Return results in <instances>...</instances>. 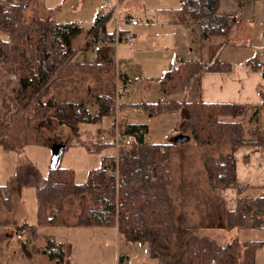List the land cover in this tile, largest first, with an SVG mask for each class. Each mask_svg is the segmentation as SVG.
<instances>
[{"label": "trees", "instance_id": "1", "mask_svg": "<svg viewBox=\"0 0 264 264\" xmlns=\"http://www.w3.org/2000/svg\"><path fill=\"white\" fill-rule=\"evenodd\" d=\"M219 1L180 0L177 21L194 24L198 56L173 60L155 79L168 99H141L125 105L150 116L177 114L181 127L189 130L196 146L213 147L227 142L229 151L207 154L202 164L212 192L236 188L240 194L243 188L236 181L233 152L250 144L260 146L264 153V88H259L261 102L254 106L206 103L200 99L201 74L229 71L231 67L230 62L220 58L219 52L229 43L239 20L220 13ZM27 7L23 0H0V30L8 34V39H0V76L6 75L0 82L6 86L12 83V97L3 100L5 109L0 115V146L6 151L23 150L29 143L49 145L40 133L42 123L66 126L73 136L79 137L80 125L98 123L112 114L117 98L130 82L129 76L117 71L115 62L106 55L91 64L73 62L76 50L72 40L83 28L76 22H56L54 8L34 7L27 15ZM109 17L110 14H97L88 33L105 31ZM100 37L111 42L114 33ZM250 63L264 75V59L255 57ZM11 75L15 76L14 82L9 80ZM89 104L96 106L94 112ZM245 119L253 127L245 129ZM123 127V132L131 137V144L119 149L117 172L111 167H95L78 184L71 168L57 164L47 177L40 178L33 166L24 184L36 189L37 225L23 222L16 226V231L25 229L35 236L38 226L65 225L61 218L62 201L74 195L81 201L77 226L114 227L127 241L147 243L148 254L158 260L157 264H255L256 253L264 241L232 239L221 243L191 231L186 232L177 256L167 258L164 245L172 244L176 230L177 206L169 193L172 176L167 168L175 142H145L148 133L145 122L127 121ZM69 143L64 142L63 149ZM107 147L108 144L100 142L92 145L98 152ZM0 207L7 211L12 207L7 185L0 187ZM263 212L264 196L252 199L238 196L237 207L225 213L223 225L227 229L259 228ZM13 222L0 218V225ZM45 238V245L36 252L46 254L54 264H71L70 244L48 235ZM6 239L0 231V246ZM27 239L21 242L26 253ZM117 264L131 263L122 255Z\"/></svg>", "mask_w": 264, "mask_h": 264}, {"label": "rangeland", "instance_id": "2", "mask_svg": "<svg viewBox=\"0 0 264 264\" xmlns=\"http://www.w3.org/2000/svg\"><path fill=\"white\" fill-rule=\"evenodd\" d=\"M28 7L26 14L32 12L36 7L40 10L43 3L47 8H54L53 18L56 22H76L83 31L72 40V46L77 50L72 61L80 64L95 63L101 56V52L93 50V41L87 39L88 29L93 25L97 13L106 12L109 8L106 0H23ZM180 0H123L118 11L119 23H127L132 18L124 16V13H133L139 21L137 28L131 29L137 36L141 37L134 47H130L124 41L110 42L103 45V53L113 59L117 71L125 72L130 76V82L125 92L117 98L115 108L111 115L103 117L95 124L80 125V135L75 137L66 126L42 123L40 133L44 141L49 145H38L29 143L23 150H4L0 146V187L6 186L11 197V210L7 211L0 207V218L11 219L15 222L9 225H0L7 239L0 246V264H54L46 254L36 252V249L45 245V236L48 235L56 241L69 243L71 246V264H117L119 256L126 255L131 264H157L158 260L148 254V244L127 241L115 229H101L104 227L77 228L76 221L81 209V201L74 195H68L62 201V220L66 227L53 228L40 227L37 234L33 236L30 231L20 230L25 233L21 238L17 237L16 226L26 222L36 226L37 223V195L33 186H25L24 182L31 168L34 166L40 178L48 176L50 171V160L55 154L58 156L60 167L71 168L74 171L76 183H83L90 169L103 165L106 155L112 152L110 148L96 151L92 148L93 143L99 142L102 132L118 123L123 130L127 121L145 122L148 125L147 138L153 143L175 142L178 134L190 136V132L180 125L177 114H161L150 116L139 113L125 104L136 103L140 98L149 101L168 99L161 91L160 84L156 78L160 77L169 63L174 58V45L172 42L179 41L185 30L174 24L152 23L143 14L144 10L157 11L166 9L168 13L177 11ZM142 8V10H140ZM264 0H220L218 11L220 13L235 16L242 20L239 32L240 36L250 38L248 47L238 46V42L228 44L221 48L220 58L226 62L242 57L260 56L264 53V41L260 39L264 33ZM125 21V22H124ZM119 24V27H120ZM116 26V14H112L105 23V31L113 33ZM155 27V28H154ZM185 26L183 25V28ZM134 30V31H133ZM181 31V32H180ZM145 35V36H144ZM0 39H8L7 32L0 30ZM171 39H173L171 41ZM218 39L219 38H215ZM243 43V42H242ZM245 44V43H243ZM198 44L194 47L197 48ZM196 56L191 58H196ZM190 59V58H185ZM226 59V60H225ZM148 78V79H147ZM6 75L0 76L2 82ZM14 82L15 76L9 77ZM0 86V115L4 112L3 100H8L11 95V84ZM9 103V102H8ZM12 107V105H11ZM90 110L94 112L95 105L89 104ZM129 108V109H127ZM1 119V117H0ZM232 119V118H225ZM245 129L253 127L246 119ZM264 127V120H262ZM248 135V134H246ZM80 141V144H72ZM70 142L63 149V143ZM227 142L219 146L199 147L194 140L184 143L175 142L173 153L167 163L171 172L172 182L169 193L177 205L178 201L185 202L186 212L193 214L196 219L197 213L201 215L200 203L206 204L208 197H216L219 190L212 192L204 170L202 159L207 154L217 155L220 152L229 151ZM62 152V153H61ZM184 167V168H182ZM182 169V173H181ZM185 177V178H184ZM183 182V184H182ZM184 188V190L182 189ZM199 203V205H198ZM207 206V204H206ZM197 207L198 211H194ZM177 208V207H176ZM200 208V209H199ZM207 209V207H206ZM189 210H193L189 213ZM48 213H53V208H48ZM189 216V215H188ZM176 230L171 245H164L166 256L173 259L177 256L183 245V239L187 234L176 218ZM61 227V226H60ZM233 231H225L217 238L219 242L225 243L232 239ZM191 233L205 234L202 231L192 230ZM31 234V235H30ZM28 253L21 249V242L28 240ZM254 239L249 234L242 236L241 240ZM238 240V238H237ZM240 240V241H241Z\"/></svg>", "mask_w": 264, "mask_h": 264}, {"label": "crops", "instance_id": "3", "mask_svg": "<svg viewBox=\"0 0 264 264\" xmlns=\"http://www.w3.org/2000/svg\"><path fill=\"white\" fill-rule=\"evenodd\" d=\"M43 5L45 4L43 3ZM106 5L109 8L106 10V12L100 14H106V15L110 14L111 16L114 13L111 10V7L107 3ZM140 10H142V8H140ZM259 11L262 15H264L263 11H261L260 9ZM97 14H99V12ZM143 14H145L146 18L149 20L155 19L152 23L155 24L167 23L169 25L172 23L174 25L180 26L182 29L185 30V33L184 34L182 33V37L179 41L172 42V44L174 45L173 60H176L178 58H187V57L191 58L196 56L197 53H199L197 48L194 47L195 45H197L195 40L196 28L194 24L189 22L177 21L178 15L176 14V12L173 11L168 13L166 9H161L157 11L144 10ZM124 16H130L136 19V15L135 14L133 15V13L127 12L124 13ZM118 17L119 15L117 16V19ZM237 19L239 21L232 30L228 44L238 42L237 43L239 44L238 46L248 47L250 46L249 45L250 43L248 41L250 40V38L249 37L244 38L240 36L239 28H240V24L242 23V20H240V18ZM183 25L185 26L184 28ZM138 26H139L138 20L136 25H131L128 21L127 23L121 22L120 29L122 32L133 33L131 29L137 28ZM104 29H105V25H104ZM103 34L105 35L108 33L106 31H103V29H100L98 32L90 33V34L88 33L86 35V38L91 39L93 43L96 41L102 42L103 45L110 43L104 41V39L100 37ZM133 34L135 35V43L132 47H134L136 42L141 38L137 36L135 32ZM172 40L173 39H171V41ZM111 42H115L117 45L118 41L116 42L115 40H113ZM242 42L245 44H243ZM103 50L104 49L102 48L101 56L106 55L105 53H103L104 52ZM75 54H77V50ZM106 56L109 59H112L108 55ZM100 58L96 60V62H98ZM254 58L255 56L253 58L252 56L251 57L247 56V57H242L240 59L230 60L229 62L231 63V67L229 71H215V72L202 73L200 79V99L206 103H231V104H241L247 106H254L259 104L261 102L259 88H264V75L260 70L254 69L252 64L250 63L252 60H254ZM256 58L263 60L264 53L261 54L260 56L256 55ZM141 99L143 98H140L139 100ZM132 108L134 109V107ZM135 110L140 113L138 109ZM233 158L235 162L236 181L238 185L243 188L240 191V194L238 193L236 188H225L219 192L218 195L219 197H208V200H206L207 206L203 202L202 204L200 203V207L202 209L201 215L197 213L198 212L196 211L197 207H194V211L189 210V213H191L192 211L197 213L196 219L192 217L193 215L192 213L190 216V214L186 212L187 211L185 207L186 200L185 202L178 201L176 205L177 208H176L175 218L178 224L182 226L184 232L185 231L189 232L198 229L199 231L204 232L205 235L218 240L217 238H219L222 235V233H224L225 231H233L232 239L238 238V240H241L242 236H247L249 234L250 236H253L254 239H248V240L264 241V219L262 218H261L262 226L259 228L227 229L223 225L225 213L228 211H233L237 207L238 196L248 199L256 198L258 196H264L263 149L258 145H250V144L241 145L237 147V149L233 152ZM181 173H182V169H181ZM182 189L184 190V188ZM75 226L77 228H91V227H79L77 225ZM62 227H66V225H61V227L57 226L54 228H62ZM48 228H53V227L49 226ZM110 228L116 230V228L114 227H104L101 229H110ZM23 234L25 233L23 232ZM255 264H264V245L256 253Z\"/></svg>", "mask_w": 264, "mask_h": 264}, {"label": "built area", "instance_id": "4", "mask_svg": "<svg viewBox=\"0 0 264 264\" xmlns=\"http://www.w3.org/2000/svg\"><path fill=\"white\" fill-rule=\"evenodd\" d=\"M123 0H106V3L111 7L113 13L116 14V26L114 30V40L117 41H124L129 46H133L135 43V35L130 32H122L119 27V20L117 19L118 11L120 8V4ZM128 22L131 25H136L137 20L135 18H130ZM260 39L264 41V33L261 34ZM103 48V43L96 41L93 44V50L95 52H101ZM134 109H137L134 107ZM263 120H264V113H263ZM98 141L100 143L108 144V148L112 149V152L105 156L103 165L100 166L101 168H113L115 172H117L118 168V153L119 149L123 146H129L131 144V137L123 132L120 128L118 123H113L111 127L107 130L102 132L99 136ZM144 141L147 143H151V141L145 137ZM261 218L264 219V212L261 214ZM23 234L19 232L17 233V237L21 238Z\"/></svg>", "mask_w": 264, "mask_h": 264}, {"label": "water", "instance_id": "5", "mask_svg": "<svg viewBox=\"0 0 264 264\" xmlns=\"http://www.w3.org/2000/svg\"><path fill=\"white\" fill-rule=\"evenodd\" d=\"M189 140V136L178 134L175 136L174 141L177 143H184ZM58 162V156L53 155L51 160H50V169H55L57 166Z\"/></svg>", "mask_w": 264, "mask_h": 264}]
</instances>
